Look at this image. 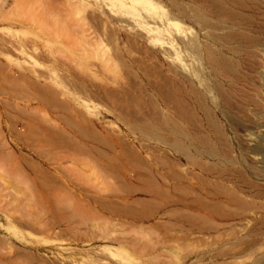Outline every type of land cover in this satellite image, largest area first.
<instances>
[{
    "label": "rangeland",
    "instance_id": "1",
    "mask_svg": "<svg viewBox=\"0 0 264 264\" xmlns=\"http://www.w3.org/2000/svg\"><path fill=\"white\" fill-rule=\"evenodd\" d=\"M262 28L264 0H0V264H264ZM66 119L79 148L38 136Z\"/></svg>",
    "mask_w": 264,
    "mask_h": 264
},
{
    "label": "bare ground",
    "instance_id": "2",
    "mask_svg": "<svg viewBox=\"0 0 264 264\" xmlns=\"http://www.w3.org/2000/svg\"><path fill=\"white\" fill-rule=\"evenodd\" d=\"M120 2H122V0H119ZM253 19V18H252ZM254 20V19H253ZM32 21H33V23H35V25H36V22L32 19ZM250 21V20H249ZM248 21V23H251L252 21H250L249 22ZM255 21V20H254ZM253 21V22H254ZM261 23H263V22H261ZM260 24V23H259ZM256 26V25H255ZM39 27H41V29H42V31L45 29V27L43 28V26H42V24H40V26ZM258 27V26H257ZM256 29V28H255ZM262 29H264V28H262ZM263 32V31H262ZM64 41L65 42H67V40H65L64 39ZM67 45H68V43H67ZM36 82V81H35ZM38 82V81H37ZM40 83L38 82V86L39 87H41L40 85H39ZM36 85V84H35ZM44 89H45V86L43 87ZM44 91V90H43ZM44 93V94H43ZM42 93V96H43V98H40V102L41 103H45V104H49V102H58V99L53 95V90L52 89H48V87L46 86V90L44 91ZM37 100V99H36ZM59 103V102H58ZM65 121H67V119L65 120ZM69 121V122H68ZM66 123H67V126H65V132H63V133H59V132H57V131H55L54 132V130L52 131L49 127H45V131L43 130V135H38V136H40L41 138H42V141H43V139H44V141L46 142V144L48 143V144H54L55 146H59V148L60 147H65V148H70V149H75V148H79V147H77L76 146V144L74 145V144H72V143H76V142H72L71 143V141H73V140H71V137H73L74 136V138H81L82 136L80 135L83 131H78L77 132V130L78 129H76V128H78L79 126H76V124L73 126V122H72V120L70 121V119L68 120ZM65 123V122H64ZM65 123V124H66ZM72 126L73 127H76L75 129L76 130H74L73 128H72ZM51 127V126H50ZM89 127V126H88ZM87 127V128H88ZM52 128V127H51ZM61 129V128H60ZM89 130H91V126H90V128H88ZM63 130V129H62ZM67 130H69V132L71 133V135L70 134H68L67 136H71L70 138L69 137H65L64 135H66V132L68 133V131ZM80 130V129H79ZM60 131V130H59ZM64 131V130H63ZM88 131V130H87ZM92 131V130H91ZM79 132H81L80 134H79ZM86 133V132H85ZM94 133V132H93ZM92 133V134H93ZM64 134V135H63ZM82 135H83V137H87L86 139H88L89 137L88 136H86V134H83L82 133ZM89 135V134H88ZM81 136V137H80ZM38 138V137H37ZM68 138L70 139V141L68 140ZM96 138V137H95ZM97 139V138H96ZM98 140H99V138H98ZM43 141V142H44ZM100 141H102L101 139H100ZM44 142V143H45ZM47 144V145H48ZM78 144V143H77ZM86 144V143H85ZM98 155H99V159H104V158H106V157H108V153H106V152H104V151H98ZM105 168L106 167H104V166H102V169L103 170H105ZM74 191L75 192H77L78 194H80V195H84V194H86V195H88V196H90L91 198H93L94 200H99L100 198H107V197H104V196H102L100 193H97V192H90V191H86V192H84V191H82V192H78L77 191V189L74 187ZM113 197L114 198H116V199H119V198H121V195H119V194H117V193H114L113 194ZM111 211H113V212H117L118 214H127L128 213V210L127 209H121V208H113V209H111ZM136 214H134V216H135Z\"/></svg>",
    "mask_w": 264,
    "mask_h": 264
}]
</instances>
